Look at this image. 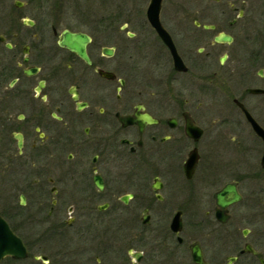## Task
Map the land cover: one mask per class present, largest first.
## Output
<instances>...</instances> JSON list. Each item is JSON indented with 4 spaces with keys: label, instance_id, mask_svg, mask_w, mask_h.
I'll list each match as a JSON object with an SVG mask.
<instances>
[{
    "label": "flooded vegetation",
    "instance_id": "flooded-vegetation-1",
    "mask_svg": "<svg viewBox=\"0 0 264 264\" xmlns=\"http://www.w3.org/2000/svg\"><path fill=\"white\" fill-rule=\"evenodd\" d=\"M164 1L0 0V264H264V0Z\"/></svg>",
    "mask_w": 264,
    "mask_h": 264
},
{
    "label": "water",
    "instance_id": "water-1",
    "mask_svg": "<svg viewBox=\"0 0 264 264\" xmlns=\"http://www.w3.org/2000/svg\"><path fill=\"white\" fill-rule=\"evenodd\" d=\"M162 0H150L149 5L147 6L146 14L149 18L150 22L156 27V29L160 32H164V29L162 28L160 21H159V15H160V8H161ZM66 40L62 42L64 45L68 46L69 48L76 50L81 56H84L86 58L85 54V42L87 40V37L83 38L80 35H67L65 38ZM79 42H77V41ZM240 197L239 194L234 189L233 184H226L223 188H221L216 194H215V200L217 204V211L216 216L221 219H226V208L227 205L231 202H234L238 200ZM0 253H15L13 251V246H19L21 249V254H24L23 245L21 240H19L18 237L14 236L12 231L8 228L5 222L0 219ZM194 259L196 262L201 261V257L199 255V252H194Z\"/></svg>",
    "mask_w": 264,
    "mask_h": 264
},
{
    "label": "rangeland",
    "instance_id": "rangeland-1",
    "mask_svg": "<svg viewBox=\"0 0 264 264\" xmlns=\"http://www.w3.org/2000/svg\"><path fill=\"white\" fill-rule=\"evenodd\" d=\"M80 3H83L84 5H87L85 9H88L86 11V14H92L91 10L100 7L99 10L100 13L104 10L105 7L110 8L112 5L114 9L112 11L115 12V14H123L125 15L127 11V7L130 5H133V7L137 10L140 7L142 11L145 9V6L147 5L148 0H112L113 3L109 0H79ZM173 0H165L163 4L162 13L163 14H172L173 12L180 15H188V16H197V17H204L206 14V7L208 4V14L212 16L217 15V11L219 8L222 7L227 8V2L228 0H220L218 3L216 0H175L177 3V7H174L171 2ZM77 2V1H76ZM174 7V8H173ZM111 9V8H110ZM174 9V10H173ZM229 9V5H228ZM111 12V10H108ZM109 13V12H107ZM143 13V12H142ZM227 14V13H226ZM213 20V18H209ZM214 21V20H213ZM248 46V45H247ZM203 214L199 217H202ZM74 232V230H73Z\"/></svg>",
    "mask_w": 264,
    "mask_h": 264
}]
</instances>
